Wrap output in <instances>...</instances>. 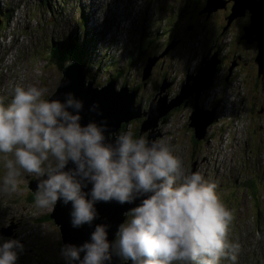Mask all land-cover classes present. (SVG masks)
Listing matches in <instances>:
<instances>
[{
    "label": "rangeland",
    "instance_id": "1",
    "mask_svg": "<svg viewBox=\"0 0 264 264\" xmlns=\"http://www.w3.org/2000/svg\"><path fill=\"white\" fill-rule=\"evenodd\" d=\"M215 1L210 5L204 0H44L43 3L40 0H0V10H3L0 17L6 21L9 18L7 30L0 33H13L14 22L22 25L26 14L54 32L49 41L35 34L32 49L27 45L28 29L21 42L16 41L17 50L8 75L0 67V91L6 89L0 98L12 99L17 85L37 87L43 91L44 99L54 94L63 78V70L52 55L56 46L53 44L77 35L81 38L86 33L85 25L88 36H96L98 41L95 52L89 50L97 62L85 69L87 78L93 79L99 87L117 79V88L138 91L135 105H141L142 113L149 112L155 98L157 103L167 93L169 104L179 96L187 83L188 71L189 75L197 73L202 65H207L202 64L204 58L211 61L217 51V58L223 61L216 65L212 85L201 91L198 101L195 94L190 95L161 116L154 131L162 128L165 134L155 140L182 159L186 173L198 171L207 182L216 185L222 203L232 214L229 240L239 245L236 264L247 261L264 264V72H260L257 61L259 43L256 39L251 41L253 37H244L245 27L251 22L249 10L243 16L234 17L229 24L235 0ZM7 5L11 6L8 10L12 15L4 12ZM198 8L201 16L196 12ZM50 9L55 12L52 16L44 14ZM182 11L184 15L180 17ZM188 13H192L195 20L190 21ZM188 25L194 30L185 32L181 40L177 34ZM111 32L115 44L106 39ZM139 36L144 37L143 42ZM207 50L211 51L209 56ZM71 59L77 61L68 58L64 64H70ZM146 68L148 73H145ZM165 83L169 87L162 89ZM198 109L205 121L210 117L206 116L208 111H213L214 118L206 127L204 139L197 140L200 144L193 148L195 131L188 125ZM148 116L142 114L140 118L129 120L119 133L130 129L133 135L139 133V137L148 140L152 128L141 134ZM201 127L203 130L204 125ZM260 164L263 167L258 168ZM3 174L0 161V179ZM255 176L258 177L255 191L246 188L234 191L243 181ZM33 178L36 177L23 174L19 193L0 197V245L8 240L22 245L13 249L17 253L15 264L66 263L67 258L59 248L60 230L50 217L54 208L41 212L34 207V202L27 200L28 183ZM224 262L232 264L227 259Z\"/></svg>",
    "mask_w": 264,
    "mask_h": 264
},
{
    "label": "clouds",
    "instance_id": "2",
    "mask_svg": "<svg viewBox=\"0 0 264 264\" xmlns=\"http://www.w3.org/2000/svg\"><path fill=\"white\" fill-rule=\"evenodd\" d=\"M35 86L17 85L9 104L0 102V197L19 193L20 177L40 179L34 207L43 212L58 200L72 204L74 227L91 224L95 202H132L151 193L129 212L110 245L104 225H97L91 241L79 248L66 246L62 254L81 264H105L114 247L132 264H236L239 245L230 242L231 211L222 203L216 185L200 172H185L183 161L162 142L134 138L132 131L106 143V123L81 124L83 102L71 93L65 99H44ZM98 105H93L96 110ZM69 161L76 167L65 171ZM81 179H77V177ZM81 180L92 183L91 199ZM16 240L0 245V264H15Z\"/></svg>",
    "mask_w": 264,
    "mask_h": 264
},
{
    "label": "water",
    "instance_id": "3",
    "mask_svg": "<svg viewBox=\"0 0 264 264\" xmlns=\"http://www.w3.org/2000/svg\"><path fill=\"white\" fill-rule=\"evenodd\" d=\"M215 2V0H208V4L210 5H214ZM235 2L236 7L234 6L233 12L229 16L228 23L231 24L234 17L242 15L246 10H249L251 14V22L245 27L246 34L244 37H253L251 41L254 39L258 41L259 54L257 61L260 65V72H264V0H235ZM217 54L218 52L216 51L211 61H207L206 58H204L202 64L206 62L207 65L205 67L202 65L197 73L189 75L188 71L187 83L183 86L179 96L172 99L169 104L167 93L164 94V96H161L157 103H155L156 98L153 99L149 112L144 111V113H142L141 105H135V96L138 91L129 92V89L123 86V88H116L115 80L109 81L102 87L95 86L94 80H87L85 78V75H83V67L74 59L69 60L70 64L66 62V71L63 70L64 78L62 79L61 85H59L56 93L51 94L47 99H60L63 101L66 93L73 94L74 97L81 100L84 105L81 111V124L86 125L92 121L101 125L106 123L107 131L105 133V142L111 143L113 146H115V136L111 134H119V130L124 122L128 123L131 119L142 117V114H144V116L149 114L148 120H145L142 125L141 134L152 128V132H149L148 136V141L151 143L155 141L157 136L162 137L164 135L160 132V129H157L159 130L157 134V130L154 131V128L158 126V121L161 116L167 114L174 106L180 105L183 102V99L190 95L195 94L196 101H198L201 91L205 88L209 89L212 85L214 74L217 71L216 65L223 61L222 59L217 58ZM148 71L149 70L146 68L145 73H148ZM190 80H193L192 84L190 83ZM165 87H169V84L165 83V86H163L162 89ZM94 104L98 105L96 110H92ZM200 112L199 109L195 111L194 115L191 117L192 121L190 120L189 122V126L194 127V135L198 141L204 139L206 127L214 118V116H212L213 111H208L209 113H207L206 116L208 115L210 117L205 121V117H203L202 112ZM202 125H204L203 130L201 127ZM201 130L202 132H200ZM152 137L154 139H152ZM75 167L76 165L69 161L65 171L72 170ZM46 178L47 175L41 178L30 179L28 186L34 195L38 190L39 180ZM77 179L81 178L78 176ZM81 183L82 191L86 194L88 199H91L92 183L87 180H81ZM148 195H151V193L137 195L132 202L124 204L115 200L109 202L97 201L94 204L97 213L96 218L91 224L86 223L79 227H74L72 223L71 202L65 204L62 199L58 200L50 217L54 220L60 230L62 251L66 246H75L79 248L84 243L90 242L91 234L97 225H104L106 227L108 234L107 239L110 242V245H114L117 240L119 227L126 221L127 216L125 213L139 206L142 200L147 198ZM110 254L111 259L105 261V264H132L131 260H124L114 247L110 248ZM84 255L85 253L81 252L79 260L67 259V262L65 261L66 263L63 264H81Z\"/></svg>",
    "mask_w": 264,
    "mask_h": 264
},
{
    "label": "trees",
    "instance_id": "4",
    "mask_svg": "<svg viewBox=\"0 0 264 264\" xmlns=\"http://www.w3.org/2000/svg\"><path fill=\"white\" fill-rule=\"evenodd\" d=\"M199 1V0H198ZM204 3H208V0H204ZM201 9H197V14L200 11ZM184 15V12L182 11L180 17H182ZM192 17L194 16L193 14H191ZM7 26V25H6ZM5 29V26L3 25L2 27V30ZM84 30L86 31V33L84 34V36H82L81 38L78 37V35L75 37V38H72L70 37L69 40H66L64 42L60 41V42H57V43H54L53 46H59L58 47H53V52H52V55L55 57V59L57 60L58 62V65H59V68H62V70H64L66 64L65 61L68 59V58H76L77 61L85 68H89V67H92L93 66V63L97 62L95 61L96 57H91V55L89 54V50L91 48V51L92 52H95V50L97 49V44H98V41H97V37L96 36H88V29H87V25L84 26ZM83 30V31H84ZM93 34V33H92ZM141 37V36H140ZM143 36L141 37L140 39V42H143ZM139 42V43H140ZM63 47V48H62ZM65 47V48H64ZM143 48L140 46V51H142ZM133 51V50H132ZM132 51L130 52V54H132ZM133 57V56H132ZM99 63V62H98ZM103 63L101 64V66H103ZM123 72L121 71V74ZM117 76V77H120V75ZM115 79V78H114ZM117 80V79H115ZM12 99H2L0 98V102H3L5 104H9L11 102ZM253 109V108H252ZM250 110L249 112L252 113L253 110ZM125 127H127V123L125 124H122V128L124 129ZM252 142V141H251ZM250 143V142H249ZM200 144V142H198L195 138V135H194V140H193V148H196L198 147V145ZM249 156L253 157V154H249ZM242 175V172H240V176ZM256 177H253L252 179H247L245 181H243V184L241 187H238V189L234 190L235 192H237L238 190H241L242 191H245V188L248 189V190H252L255 191V181H256ZM258 177H260L258 175ZM257 177V178H258ZM244 189V190H243ZM28 190H29V195L27 196V200L30 201V202H34L35 201V195L33 194L32 190L28 187ZM38 221H40V219H38ZM261 223V222H260ZM62 242V241H61ZM61 242H60V245H59V248L60 250L62 251L61 249ZM63 252V251H62ZM224 260L226 259H222L220 264H224ZM250 262H244L242 264H249ZM56 264V263H55ZM59 264V263H57ZM63 264V263H62Z\"/></svg>",
    "mask_w": 264,
    "mask_h": 264
},
{
    "label": "built area",
    "instance_id": "5",
    "mask_svg": "<svg viewBox=\"0 0 264 264\" xmlns=\"http://www.w3.org/2000/svg\"><path fill=\"white\" fill-rule=\"evenodd\" d=\"M22 36L23 35L19 29L18 23L14 22L13 33H10V35H7L6 37H0V66L5 70V72H7V75H8V67L10 66L11 63H13L14 53H15V50H17L16 41L21 42ZM6 45L11 46V49H8L7 51L3 50V48ZM12 80H15V79H12ZM247 128L248 127H246V129ZM262 158H264L263 155H262ZM235 161H237V158H235ZM224 164L226 165V163ZM259 167L260 168L263 167V164L258 165V168ZM240 169L241 168H239V170ZM257 172H259V170H257Z\"/></svg>",
    "mask_w": 264,
    "mask_h": 264
},
{
    "label": "bare ground",
    "instance_id": "6",
    "mask_svg": "<svg viewBox=\"0 0 264 264\" xmlns=\"http://www.w3.org/2000/svg\"><path fill=\"white\" fill-rule=\"evenodd\" d=\"M0 19H1V23H2V24L5 26V28H6V29H3V30H2V28H0V32H5V31L7 30V28H8V26H9V22H7V21L4 20V19H3V20H4V21H3V20H2V17H0ZM6 22H7V23H6ZM167 23H168V22H167ZM6 25H7V26H6ZM7 35H9V34L0 33V37H6ZM178 44H179V43H178ZM8 49H11V46L6 45V46L3 48V50H5V51H7ZM16 62H18V61H16ZM24 65H25V64H24ZM81 66H82V65H81ZM0 67H1V66H0ZM82 67H83V66H82ZM24 68H25V67H24ZM65 68H66V66H65ZM65 68H64V71H66ZM21 69H22V68H21ZM21 69H20V70H21ZM1 70H3L2 67H1ZM27 70H28V69H27ZM83 72H84L83 75H85V78H86L87 80H93V79H89V78H87V74H86V72H85V68H84V67H83ZM63 78H64V72H63ZM63 78H62V79H63ZM62 79H61V83H62ZM109 81H112V80H109ZM109 81H108V82H109ZM94 82H95V81H94ZM108 82H107V83H108ZM61 83H60V85H61ZM107 83H106V84H107ZM94 85H95V83H94ZM95 86H98V85H95ZM115 86H116V88H117V83H116ZM10 87H11V84H10ZM13 87H14V86L12 85V88H13ZM12 88H11V89H12ZM5 90H6V89L3 88V90L0 91V96H3V95L5 94ZM57 90H58V89H57ZM57 90H56V91H57ZM206 90H207V89H206ZM9 91H10V89H9ZM55 93H56V92H55ZM189 98H190V97H189ZM212 122H213V121H212ZM158 132H159V130H158ZM160 132H161L162 134H165V131H164V130H161V129H160ZM206 132H207V131H206ZM232 136H234V135H232ZM155 141H156V140H155ZM157 142H158V141H157ZM168 143H170V142H168ZM126 219H127V218H126Z\"/></svg>",
    "mask_w": 264,
    "mask_h": 264
},
{
    "label": "flooded vegetation",
    "instance_id": "7",
    "mask_svg": "<svg viewBox=\"0 0 264 264\" xmlns=\"http://www.w3.org/2000/svg\"><path fill=\"white\" fill-rule=\"evenodd\" d=\"M191 14H192V13H188V14H187V17L190 19V21H191V20H195V16L192 17ZM201 15H202V14H201V12H200V16H201ZM241 16H243V15H241ZM191 23H192L193 26L196 25L195 21H193V22H191ZM188 30H194V29H191V27H189V25H188V27L185 28L184 30H182L181 33L177 34L178 36L181 37V40H182V38H183L182 35L185 34V32L189 33ZM139 38H140V36H139ZM139 38H138V39H139ZM210 52H211V51H210ZM210 52H209V50H207V51H206V55L209 56V53H210ZM210 54H211V53H210ZM239 62H240V60H238L237 63H239ZM163 73H164V72H163ZM188 126H189V125H188ZM138 134H139V133H138ZM138 134L134 135V138H140V137H142L141 135H140V137H139Z\"/></svg>",
    "mask_w": 264,
    "mask_h": 264
}]
</instances>
